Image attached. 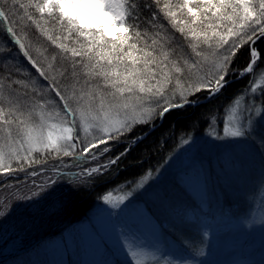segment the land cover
Wrapping results in <instances>:
<instances>
[{
	"label": "snow or ice",
	"instance_id": "snow-or-ice-1",
	"mask_svg": "<svg viewBox=\"0 0 264 264\" xmlns=\"http://www.w3.org/2000/svg\"><path fill=\"white\" fill-rule=\"evenodd\" d=\"M0 28L6 34L0 46V189L30 181L31 197L49 195L65 177L80 186L95 183L142 144L157 118L196 108L202 92L204 100L214 98L229 86L230 74L242 78L264 59L257 47L264 42V0H0ZM39 38L49 46H34ZM244 47L250 60L233 73L231 65ZM24 61L46 85L34 76L24 78ZM250 94L248 111L255 108L259 119L249 115L242 124L233 116L224 123L223 136L212 135L253 138L264 150V134L256 135L264 124V75L250 84ZM143 125L149 131L124 139ZM120 144L122 151L97 162ZM64 157L72 158L70 164ZM86 160L95 166L81 167ZM69 167L80 170L65 171ZM150 179L152 171L146 170L135 188L144 189ZM132 195L108 192L101 199L118 211H105L119 216ZM156 198L173 228L185 225L168 193ZM144 219L155 227L152 218ZM151 247L161 251L158 243ZM119 251L127 259L106 264H188L179 256L158 259L133 243H119Z\"/></svg>",
	"mask_w": 264,
	"mask_h": 264
},
{
	"label": "rangeland",
	"instance_id": "rangeland-1",
	"mask_svg": "<svg viewBox=\"0 0 264 264\" xmlns=\"http://www.w3.org/2000/svg\"><path fill=\"white\" fill-rule=\"evenodd\" d=\"M5 41L6 34H0V46H4ZM33 43L34 46H49L43 38L34 39ZM18 60H23L22 54H18ZM24 65V78L34 76L36 80L47 84L26 61ZM238 67L237 70L231 68L232 72L239 73L243 66ZM258 67L259 64L251 73L248 88L238 90L237 94L221 103L219 110L217 105L214 110L217 113L209 122L197 130L177 135L179 139L176 137L177 140L169 144L170 150L163 160L149 169L152 171V179L145 184L144 189L135 188L143 175L134 181L111 187L95 200L76 226L49 237L24 256L17 255L18 257L4 264H106L117 258L123 261L127 257L119 251L121 242L133 243L145 251H151L158 259L162 256H168L169 259L179 256L188 264H231L239 262L242 251L249 254L239 264H264V150L260 148L258 140L253 138L218 140L212 135L215 131L223 136L224 123L233 116L242 124L248 122L249 115L259 119L255 117V108L252 113L248 111L253 103L250 84L258 82L260 76L264 75V64L261 68ZM202 93L207 95L206 91ZM255 106H261L259 90ZM261 134H264V124L257 128L256 135ZM183 140H188L189 144H183ZM70 158L64 157V162ZM70 169L74 170L72 167ZM68 178L62 180L66 181ZM60 187L59 185L53 192L61 191ZM26 189H30V194L35 190L30 181L27 186L20 185L8 191L0 189V204L7 209L2 212L0 219L17 225L16 229L20 233L16 237L21 236L28 223L32 222H28L27 216L13 220L10 217L14 215L13 210L7 204L12 205L14 201L11 202L8 198L12 199L14 194H20ZM130 191L133 195L124 201L127 208L119 216L110 217L105 209L109 212H116L118 209H112L101 197L108 192L113 197L126 196ZM161 191L168 193L169 200L178 206L181 215L185 217L184 226L173 228L171 216L156 198V193ZM50 194L43 198L37 197L38 202H30L29 206H25L26 210L31 213L46 212L45 216L58 210V198ZM31 200L34 201L35 197ZM145 216L154 220L155 227L145 221ZM125 236L128 237L127 241H124ZM157 243L161 248L160 252H155L151 247ZM192 245L203 254L195 253L193 257L182 254L180 249ZM109 249L116 255H109ZM149 264L154 262L149 261Z\"/></svg>",
	"mask_w": 264,
	"mask_h": 264
},
{
	"label": "trees",
	"instance_id": "trees-1",
	"mask_svg": "<svg viewBox=\"0 0 264 264\" xmlns=\"http://www.w3.org/2000/svg\"><path fill=\"white\" fill-rule=\"evenodd\" d=\"M0 34L5 35L1 28ZM257 47L259 51L264 52V42H258ZM249 50L248 47L243 48L234 59L236 65L233 64L231 68L237 70L239 69L238 66H243V68L246 67L250 60ZM258 64L259 69L264 64V59ZM237 72L234 71L233 73L238 74ZM250 77L251 73L246 74L242 78H236L235 75L230 74L228 79L231 80V83L214 98L202 101L196 108L186 107L183 110H173L166 114L162 121L157 118L155 129L150 132L142 144L137 145L125 159L120 161L119 165L113 166L104 176H100L95 183H85L80 186L78 180H72L70 177H67L68 179L66 181L62 180L59 184L61 186V191H55L50 194V196L56 195L58 198V202H56L59 205L58 210L49 213L48 216H45L46 212L45 214H43L42 211H40L42 213H31L26 210L25 206H29L30 202L33 204L38 202V200H36L37 197H35L34 201L31 200L33 197H31L30 189H26L20 192V194H14L12 199L8 198L11 202L14 201L12 205L7 204L8 207L13 210L14 214L13 217H10L13 220H18L21 216H27L28 222H32V224L28 223L22 235L16 237L15 235L20 233V230L18 228L16 229L17 225L11 224L8 221L2 222V218L0 219V237L4 238V240H2L3 238L0 240V264L8 263L14 259V257H16L15 252L20 251L23 247L26 248L21 254L24 256L29 252L30 248L43 243L42 241L67 228L76 226L85 216L90 206L103 192L108 191L111 187L120 183L123 184L134 181L142 176L146 170L156 167V164L162 161L164 156L169 152L171 146L169 144L179 139L177 135H184L191 130H197L202 127V125L206 124L207 121L209 122L217 113L214 112L217 105L219 110L221 103L230 99L234 94H237L238 90L242 89V87L244 89L248 88ZM204 96H206V93L200 94L201 100ZM148 130L149 128L147 125L137 126L133 130L134 134L130 133L124 139L130 140L132 136L141 135ZM124 146V144L116 146L113 152L98 158L97 162L105 163V161L113 157L119 151H122ZM145 147L150 150L143 151L142 149ZM71 160L72 158L66 160L65 164H69ZM95 163L96 162L91 160H86L81 163V167L85 166V164L90 167L95 166ZM69 168L65 169V171L77 172L80 170L79 168L69 170ZM26 197H30L31 199H26ZM0 210L2 213L7 209L0 204ZM177 243L183 244V242ZM185 248L186 249H180L184 255L186 254L193 257L200 253L196 246L192 245ZM2 254H6V256Z\"/></svg>",
	"mask_w": 264,
	"mask_h": 264
},
{
	"label": "bare ground",
	"instance_id": "bare-ground-1",
	"mask_svg": "<svg viewBox=\"0 0 264 264\" xmlns=\"http://www.w3.org/2000/svg\"><path fill=\"white\" fill-rule=\"evenodd\" d=\"M163 222V221H162ZM182 231V230H181ZM188 235V234H187ZM182 237V236H181ZM182 239H185L184 237H182ZM178 240H181V238H178ZM181 256V255H180Z\"/></svg>",
	"mask_w": 264,
	"mask_h": 264
}]
</instances>
